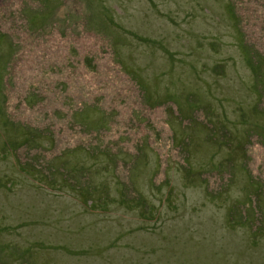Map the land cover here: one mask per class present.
Returning <instances> with one entry per match:
<instances>
[{"label":"rangeland","instance_id":"1","mask_svg":"<svg viewBox=\"0 0 264 264\" xmlns=\"http://www.w3.org/2000/svg\"><path fill=\"white\" fill-rule=\"evenodd\" d=\"M247 50L264 0H0V264H264Z\"/></svg>","mask_w":264,"mask_h":264},{"label":"trees","instance_id":"2","mask_svg":"<svg viewBox=\"0 0 264 264\" xmlns=\"http://www.w3.org/2000/svg\"><path fill=\"white\" fill-rule=\"evenodd\" d=\"M233 7V5L231 4V3H228V5H227V7ZM47 9V8H46ZM232 13H233V17H234V19H235V21H237V23H238V19H237V17H236V15H235V11H234V7H233V10H232ZM213 46V45H212ZM248 51V50H247ZM247 60H248V63H249V65H251L252 67H253V70L256 72V76H257V78H259L260 80H259V84H257L258 85V91H259V100L261 101L260 102V104L258 105L259 106V108L261 109V110H264V71H263V69H262V66H263V64H264V60H263V58L261 57V56H259V57H252L251 56V54L249 53V51H248V58H247ZM263 80V81H262ZM190 99L191 98H193L192 96H190L189 97ZM259 108H258V110H259ZM179 109V108H178ZM260 112V111H259ZM187 116V115H186ZM188 117V116H187ZM184 119H186V120H188L189 121V123H193V122H196L194 119H193V117H189V118H184ZM255 126H257V125H255ZM259 129H260V131H255V130H252V133H254V135H256V136H261L263 139H264V128L263 127H260V126H257ZM224 130V129H223ZM223 130H221L220 131V133H224L223 132ZM209 133V132H208ZM249 133H248V130L246 131V134H245V136H247V138L246 139H244L243 141H241L242 139H238L237 140V143L234 145V144H232V146H233V148H239L237 151H240V153H242V152H245V153H248L249 152V150L247 149V147H248V145H249V143H250V139H251V136L250 135H248ZM217 137H218V135L216 136V133H213V134H211V133H209V135H207V138H210V139H214L215 141L217 140ZM223 142H220L219 143V147L221 146V144H222ZM227 145H231V143L229 142V144H227ZM191 148V147H190ZM242 148V150H240ZM189 158L188 157H185V164H186V166L188 167L189 166V160H188ZM233 158H231L230 160H227L226 162V165L228 166V167H233L235 164L233 163ZM192 164V163H191ZM189 167H191L192 169H198L199 168V171H202V173L201 174H203L204 175V172H206V174H209V176H212V175H214L215 177H217V176H219V177H221V178H227V174H226V172L228 171V169L227 168H224V167H222V166H217V167H214V166H212L211 165V167H209L208 169H209V171H203L200 167V165H196L195 167H194V165L192 164V166H189ZM207 169V170H208ZM198 171V176L200 175L201 176V174H200V172ZM195 176H193L192 174H188V177H186V180H189L191 183H196L195 182V180H193L192 178H194ZM202 177V176H201ZM256 177V179H255V181L253 182V181H251L250 182V180H249V184H259V180H258V177L257 176H255ZM201 179V181H203V179L202 178H200ZM125 180V179H124ZM123 184H134V182H133V180H131V177L129 178L128 177V179L127 180H125L124 182H123ZM125 189H126V191H125ZM221 189H223V190H225V188H221ZM256 190V189H255ZM124 191H125V194H127L128 195V197H130V200H134L135 202H130L131 204H134V205H140V206H142V208L145 210V211H152V210H154V207L153 206H150L148 203H147V201L142 197V196H138L139 194H138V191L136 190V188L134 187V186H130V185H125L124 186ZM264 191V190H263ZM216 194L215 195H212L211 193L209 194V196L210 197H212V198H215V197H219L217 200L218 201H220V200H223V198H222V196H220V194H221V192H219V191H217V192H215ZM123 195V199H122V201L123 202H127V198H126V195ZM138 196V197H137ZM251 196H253V198H252V200H254L255 202H256V199L257 200H259V199H263L264 200V192H262L261 191V188L259 189V192H256V193H253V194H251ZM257 196V197H256ZM221 197V198H220ZM259 198V199H258ZM245 201H246V199H245ZM257 204H260V201L259 202H257V203H255L254 204V206H259V205H257ZM247 206H250V205H247ZM247 206H246V209H248L247 208ZM237 207H239L236 211H235V209L234 210H232V213H234V214H237V212L239 213V211H240V216L248 223V222H250V221H252V218L251 217H249V213H248V211L246 210V211H244V209H243V207L241 206V205H238ZM254 210H255V208H254ZM256 212V211H255ZM264 213V212H263ZM263 213H255V215H254V219H256V217H261L260 219L262 220V214ZM156 217H154L153 216V219H155ZM231 222L232 223H234V225L235 224H239L238 222H237V220L233 217L232 219H231ZM251 224L252 223H254V220L252 221V222H250ZM255 224H256V222H255ZM233 225V226H234ZM256 225H260V224H256Z\"/></svg>","mask_w":264,"mask_h":264}]
</instances>
